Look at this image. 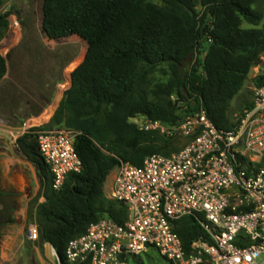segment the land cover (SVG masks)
<instances>
[{
    "label": "trees",
    "instance_id": "1",
    "mask_svg": "<svg viewBox=\"0 0 264 264\" xmlns=\"http://www.w3.org/2000/svg\"><path fill=\"white\" fill-rule=\"evenodd\" d=\"M159 1L43 0V41L53 47L67 41L84 44L81 55L65 70L51 110L65 92L50 122L31 128L18 140L44 180L46 201L35 213L39 241L54 248L59 264H70L67 245L90 224L104 218L120 224L127 220L123 204L113 201L118 208H106L101 203L107 180L121 162L142 166L151 155L180 151L174 136L145 130L133 119L144 117L172 129L202 102L218 129L232 130L238 123L235 113L241 115L253 105L247 101L234 111L231 102L264 57V26L259 27L263 13L256 8L257 0ZM3 3L0 0V8ZM0 21L8 27L4 17ZM244 23L251 27L244 28ZM206 45L204 62H191L182 80L180 66ZM161 67H167L171 77L153 85L151 77ZM7 73L0 51V80ZM253 84L264 86V74ZM64 129L78 132L75 149L83 169L70 174L57 191L39 152L37 133ZM245 167L258 173L264 170V158ZM203 220L193 215L173 222L187 253L193 242L211 240L201 226Z\"/></svg>",
    "mask_w": 264,
    "mask_h": 264
},
{
    "label": "built area",
    "instance_id": "2",
    "mask_svg": "<svg viewBox=\"0 0 264 264\" xmlns=\"http://www.w3.org/2000/svg\"><path fill=\"white\" fill-rule=\"evenodd\" d=\"M206 49L190 62L203 63ZM253 92V105L232 130L218 129L202 102L172 129L146 120L145 130L172 136L176 129L187 144L171 156L151 155L142 166L121 162L110 199L127 208V220L120 224L104 218L90 224L69 241L67 262L130 264L131 257L154 248L171 264H264V170L254 173L245 167L264 158V86ZM77 135L66 129L37 133L57 191L70 174L83 169L75 149ZM193 215L204 217L201 226L211 240L193 242L187 253L173 222ZM38 237L37 224L30 225L28 238Z\"/></svg>",
    "mask_w": 264,
    "mask_h": 264
},
{
    "label": "rangeland",
    "instance_id": "3",
    "mask_svg": "<svg viewBox=\"0 0 264 264\" xmlns=\"http://www.w3.org/2000/svg\"><path fill=\"white\" fill-rule=\"evenodd\" d=\"M150 1L161 4L159 0ZM256 8L263 13V19L259 25V27H263L264 0H257ZM0 17H4L8 22V27L5 28L0 21V37L4 33V37L0 38V51L8 63V73L4 79L0 80V115L8 118L17 127L23 126V130L21 129L16 134V139L20 140L25 135L24 133L27 134V130L40 126V123H35L38 120H34L28 122L25 127V124L22 123L23 119H27L32 114L37 115L43 107L51 105L55 101L58 88L65 81V70L81 55L84 44L82 41H67L60 42L53 47L43 41L40 30V22L42 23L43 20V0H4L0 8ZM243 27L251 26L244 23ZM190 64L191 62L185 69L186 75L190 71ZM263 74L264 57L260 65L252 68L242 91L231 102L234 111L242 103L253 101V79ZM170 77L169 69L161 67L152 75L151 79L155 85L168 81ZM64 92L65 90L59 100L63 98ZM175 98L174 96L173 100ZM50 112L51 109L46 112L44 117L48 118ZM234 117L237 120L240 113L236 112ZM146 120L144 117H138L132 122L141 127L146 123ZM172 136L175 138V146L179 149L187 144V140L178 130L173 129ZM113 174L114 171L105 186L104 197L101 201L106 208H118L117 204L110 199ZM33 224H37L36 217L35 214H30L24 227L26 244L21 256L19 254L17 256L21 258L18 264H59L52 251L53 248L49 244H42L39 237L36 241L28 238L29 226ZM13 253L15 252L13 251ZM129 263L171 264L154 248H150L138 257H131Z\"/></svg>",
    "mask_w": 264,
    "mask_h": 264
},
{
    "label": "crops",
    "instance_id": "4",
    "mask_svg": "<svg viewBox=\"0 0 264 264\" xmlns=\"http://www.w3.org/2000/svg\"><path fill=\"white\" fill-rule=\"evenodd\" d=\"M60 101L58 100L48 118L44 115L54 102L43 107L37 115H29L22 123L25 127L28 122L34 120H38L35 123H40V126L48 124ZM22 128L23 126L17 127L8 118L0 115V203L5 204L12 216L9 223L0 225V264L20 262L21 258L17 256H21L25 248V224L29 215L35 214L37 207L46 201L43 195V178L39 175L36 165L18 146L16 134ZM109 179L110 176L106 184Z\"/></svg>",
    "mask_w": 264,
    "mask_h": 264
},
{
    "label": "flooded vegetation",
    "instance_id": "5",
    "mask_svg": "<svg viewBox=\"0 0 264 264\" xmlns=\"http://www.w3.org/2000/svg\"><path fill=\"white\" fill-rule=\"evenodd\" d=\"M12 219V216L9 210L6 208L5 204L0 203V225L9 223Z\"/></svg>",
    "mask_w": 264,
    "mask_h": 264
},
{
    "label": "water",
    "instance_id": "6",
    "mask_svg": "<svg viewBox=\"0 0 264 264\" xmlns=\"http://www.w3.org/2000/svg\"><path fill=\"white\" fill-rule=\"evenodd\" d=\"M190 13H191V15H193V13H192V11H190ZM190 63V60L188 59V60H185L184 61V63L180 66V68H179V72H180V78L182 79V80H184L185 79V77H186V71H185V69L187 68V66H188V64ZM53 248V247H52ZM54 249V248H53Z\"/></svg>",
    "mask_w": 264,
    "mask_h": 264
}]
</instances>
